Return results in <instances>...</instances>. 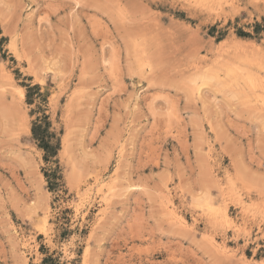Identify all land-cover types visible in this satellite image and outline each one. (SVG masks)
Listing matches in <instances>:
<instances>
[{
  "label": "rangeland",
  "instance_id": "1",
  "mask_svg": "<svg viewBox=\"0 0 264 264\" xmlns=\"http://www.w3.org/2000/svg\"><path fill=\"white\" fill-rule=\"evenodd\" d=\"M263 187L264 0H0V264H264Z\"/></svg>",
  "mask_w": 264,
  "mask_h": 264
},
{
  "label": "trees",
  "instance_id": "2",
  "mask_svg": "<svg viewBox=\"0 0 264 264\" xmlns=\"http://www.w3.org/2000/svg\"><path fill=\"white\" fill-rule=\"evenodd\" d=\"M259 28V25L258 24H256L255 25V29L257 30ZM239 33V35H243L242 33L243 32H238ZM37 128H38V126H36V125H34L33 126V128H32V131H33V134L35 135V136H37V137H39L38 136V134H37ZM41 140L43 141V139L41 138ZM41 147H43L44 148V150H46V151H48L49 150V148H50V146L47 144V142H42L41 143Z\"/></svg>",
  "mask_w": 264,
  "mask_h": 264
},
{
  "label": "bare ground",
  "instance_id": "3",
  "mask_svg": "<svg viewBox=\"0 0 264 264\" xmlns=\"http://www.w3.org/2000/svg\"><path fill=\"white\" fill-rule=\"evenodd\" d=\"M248 76H249V75H248ZM248 79H249V78H248ZM200 82H201V81H200ZM251 83H252V82H251ZM262 184H263V183H262ZM263 188H264V187H263ZM261 189H262V188H261ZM262 190H263V189H262ZM207 197H208V196H207ZM209 198H210V196L208 197V199H209ZM206 199H207V198H206ZM206 199H205V200H206ZM208 199H207V201L204 200V203H205V202H207L208 204L211 203V199L209 200L210 202L208 201ZM199 202H200V201H199ZM199 202H197V203H199ZM204 203H202V204L200 203V204L203 206ZM200 204H198V205L200 206ZM200 207H201V206H200ZM206 208H208V209L210 210L209 207H206ZM171 212H172V211H171ZM212 212H213V211H212ZM175 214H176V213H174V215H175ZM221 216H222V219H223L224 222H226V223L229 222V220H228L229 217L227 216V214H226L225 212H223ZM176 217H177V215H176ZM44 222H47V220H46L45 218H44ZM43 226H44V225H43ZM218 247H219V246H218ZM223 248H224V247H223ZM223 248H222V249H223Z\"/></svg>",
  "mask_w": 264,
  "mask_h": 264
}]
</instances>
